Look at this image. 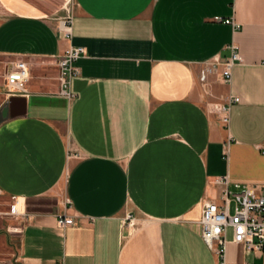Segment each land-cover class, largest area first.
<instances>
[{
	"label": "crops",
	"instance_id": "0c3cea01",
	"mask_svg": "<svg viewBox=\"0 0 264 264\" xmlns=\"http://www.w3.org/2000/svg\"><path fill=\"white\" fill-rule=\"evenodd\" d=\"M66 1L0 0L4 72L29 69L25 91L0 93L18 263L264 264L231 242L220 259L199 225L216 178L264 187V0H72L70 36ZM230 44L241 62L224 84L211 67ZM74 47L66 98L56 61Z\"/></svg>",
	"mask_w": 264,
	"mask_h": 264
},
{
	"label": "built area",
	"instance_id": "2783aa9c",
	"mask_svg": "<svg viewBox=\"0 0 264 264\" xmlns=\"http://www.w3.org/2000/svg\"><path fill=\"white\" fill-rule=\"evenodd\" d=\"M215 22L229 24L234 29H239L233 21L221 17L213 18ZM60 31L65 36H70L71 18L61 22ZM227 49L230 52L224 62H215L211 70L220 67V77L224 84H229L231 80L232 68L241 62L237 46L230 44ZM83 54V48H70L65 54L57 58V80L60 95L72 98L69 89L70 80L77 75L74 67ZM210 71V70H209ZM6 84L10 93L25 91V86L29 78V69L25 62L16 61L6 67ZM201 79H205L202 74ZM238 98H229L226 105L216 107L221 114V121L224 125L229 122V111L232 103H237ZM214 184L220 188L218 197L207 201L202 209L201 238L206 246L214 251L220 259L224 258L225 248L228 242L241 245L244 252L264 250V187H250L234 185V189H229L228 180L224 177L216 178ZM13 205L10 214H15ZM60 227L64 228L73 225L70 218L60 216L58 219ZM228 235L230 238L228 239Z\"/></svg>",
	"mask_w": 264,
	"mask_h": 264
},
{
	"label": "rangeland",
	"instance_id": "374dc122",
	"mask_svg": "<svg viewBox=\"0 0 264 264\" xmlns=\"http://www.w3.org/2000/svg\"><path fill=\"white\" fill-rule=\"evenodd\" d=\"M72 11L73 2L72 0H67L63 5L59 21L62 22L67 18H71ZM4 65V61L0 58V93L5 90L6 84ZM12 206L5 196L0 195V264H19L17 249L19 241L18 230L21 220L17 218L16 213L10 214Z\"/></svg>",
	"mask_w": 264,
	"mask_h": 264
}]
</instances>
